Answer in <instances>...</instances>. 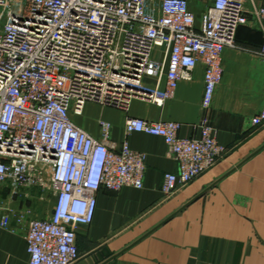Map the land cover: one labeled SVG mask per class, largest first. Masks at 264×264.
Returning a JSON list of instances; mask_svg holds the SVG:
<instances>
[{"label":"built area","instance_id":"2783aa9c","mask_svg":"<svg viewBox=\"0 0 264 264\" xmlns=\"http://www.w3.org/2000/svg\"><path fill=\"white\" fill-rule=\"evenodd\" d=\"M246 2L212 0L198 21L189 0H0V186L12 198L34 188L53 196L45 217L10 201L0 208V226H25L30 264H75L78 230L93 221L98 191L144 187L147 154L130 146L132 133L165 140L178 166L164 176L166 195L228 153L206 119L196 137L180 136L177 121L128 117L117 149L108 122H100L97 139L71 116L87 101L124 107L138 96L162 104L198 62L205 66L202 108L209 110L224 49L236 45L250 19L264 22V0L249 11ZM146 77L155 78V88L145 86ZM251 123L264 126V105Z\"/></svg>","mask_w":264,"mask_h":264},{"label":"crops","instance_id":"0c3cea01","mask_svg":"<svg viewBox=\"0 0 264 264\" xmlns=\"http://www.w3.org/2000/svg\"><path fill=\"white\" fill-rule=\"evenodd\" d=\"M189 1L198 21L212 4ZM262 1L247 0V10ZM263 42L264 22L250 19L239 27L236 45L222 53L223 75L209 110L202 108L205 66L198 62L162 104L136 96L124 107L87 101L81 114L72 113L74 123L97 139L100 122H108V141L117 149L127 137L128 117L177 121L180 136L196 137L206 119L228 148L214 167L166 195L164 176L178 166L165 140L129 135L130 146L147 154L144 187L98 191L93 221L78 230L81 256L75 264H264V126L251 123L264 105ZM144 82L156 87L155 78ZM165 88L163 76L159 89ZM9 194L4 200L11 203ZM24 234L16 220L11 228L0 226V264H30Z\"/></svg>","mask_w":264,"mask_h":264},{"label":"rangeland","instance_id":"374dc122","mask_svg":"<svg viewBox=\"0 0 264 264\" xmlns=\"http://www.w3.org/2000/svg\"><path fill=\"white\" fill-rule=\"evenodd\" d=\"M7 193L9 194L8 189L0 186V208L5 206L8 201L4 200L7 199ZM16 198L18 199L14 202L13 199ZM13 199H11V205L13 208L30 207L34 212V215L39 217L47 216V212L53 204V196L51 193L43 192L35 188L21 192V194H18Z\"/></svg>","mask_w":264,"mask_h":264}]
</instances>
